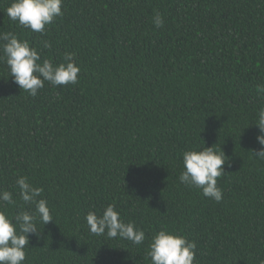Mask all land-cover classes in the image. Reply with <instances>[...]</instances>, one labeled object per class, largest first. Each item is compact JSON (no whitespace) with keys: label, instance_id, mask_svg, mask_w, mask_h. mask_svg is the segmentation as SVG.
I'll return each mask as SVG.
<instances>
[{"label":"trees","instance_id":"trees-1","mask_svg":"<svg viewBox=\"0 0 264 264\" xmlns=\"http://www.w3.org/2000/svg\"><path fill=\"white\" fill-rule=\"evenodd\" d=\"M12 2L0 0V33L56 64L72 52L81 69L78 83L31 96L0 49V190L16 200L4 207H28L16 185L27 176L54 219L37 222L24 264H151L165 229L196 242L194 264H264V160L253 155L264 0H63L43 35L9 19ZM214 145L229 158L218 203L179 180L183 153ZM109 204L142 244L90 233L85 217Z\"/></svg>","mask_w":264,"mask_h":264},{"label":"clouds","instance_id":"clouds-1","mask_svg":"<svg viewBox=\"0 0 264 264\" xmlns=\"http://www.w3.org/2000/svg\"><path fill=\"white\" fill-rule=\"evenodd\" d=\"M63 0H13L7 8L10 20L18 22L23 28L43 35L48 25L63 16ZM152 22L156 28L164 25L163 16L154 11ZM0 49L9 70L12 82L31 96H36L45 82L52 86H66L78 83L81 69L75 54L65 51L63 63L56 64L51 58H43L37 47L31 46L27 39L15 33H0ZM44 49L51 43L42 42ZM255 126L259 129L256 142L259 150L253 155L264 160V108L258 112ZM228 157L221 148H192L182 155L183 171L179 176L181 183L200 189L204 197L220 202L223 191L217 186L218 178L225 175L224 166ZM230 166V165H229ZM18 195L23 205L14 215H9L4 205H15L13 193L0 190V264H24L25 249L29 247V236H37V222L47 225L53 222L48 201L41 198L43 188L34 186L27 176L16 179ZM34 207V211L32 210ZM91 234L108 238L126 239L140 245L145 241V232L132 221L125 222L116 210L115 204L107 205L101 214L90 211L85 217ZM197 244L186 236L160 230L155 233L148 247L147 257L151 264H194Z\"/></svg>","mask_w":264,"mask_h":264}]
</instances>
